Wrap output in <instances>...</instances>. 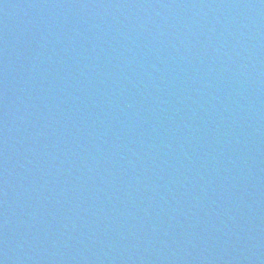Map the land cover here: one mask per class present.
Here are the masks:
<instances>
[{
	"label": "water",
	"instance_id": "water-1",
	"mask_svg": "<svg viewBox=\"0 0 264 264\" xmlns=\"http://www.w3.org/2000/svg\"><path fill=\"white\" fill-rule=\"evenodd\" d=\"M0 264H264V0H0Z\"/></svg>",
	"mask_w": 264,
	"mask_h": 264
}]
</instances>
